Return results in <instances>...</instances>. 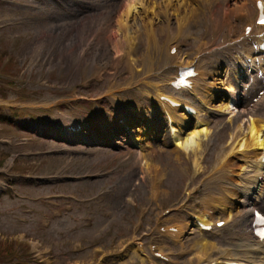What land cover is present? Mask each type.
<instances>
[{"label":"rangeland","instance_id":"rangeland-1","mask_svg":"<svg viewBox=\"0 0 264 264\" xmlns=\"http://www.w3.org/2000/svg\"><path fill=\"white\" fill-rule=\"evenodd\" d=\"M238 2L242 5L229 9L226 16L232 0H208L201 22L178 36L185 63L196 61L202 45L208 49L223 43L228 24H241L243 12L253 13L252 0ZM119 5V0H0V107L10 116L12 107L23 108L9 121H0V152L9 153L4 168L0 167L5 170L0 180L4 178L11 188L0 194V264H97L103 257L102 264H146L127 244L133 232L153 234L150 228L159 212L179 205L183 192L195 183L202 186L193 204L199 205L205 192L214 188L206 183L207 176L220 146L231 138V114L203 111L210 133L201 136L198 149L182 148L171 140L163 146L165 124L151 98L156 83L174 71V59L163 46L168 35L175 33V22L171 21L170 32H156L155 45L145 39L136 41L137 60L129 65L115 58L111 46L109 14L114 15ZM81 23L87 26L86 38L96 36L85 42L81 58L75 54L68 61L59 49L68 32L74 33ZM252 45V39L239 41L202 58L198 62L205 77L198 85L205 90L208 83L216 82L215 73L222 78L224 66L233 64L236 77L219 92L225 97L236 88L230 108L234 112L253 108L264 118V75L246 74L240 57L242 50L254 52ZM257 59L264 62V55ZM108 92L118 101H101L99 110H93L96 97ZM81 96L89 100L82 101ZM132 104L151 120L147 134L153 136L144 149L162 176L157 201L151 197L153 173L144 168L134 141L137 118L126 110ZM57 109L75 116L87 130L70 142L59 138L54 122ZM125 112L133 123L122 129L116 118ZM99 125L106 131L99 130ZM194 160L201 162L202 172L195 170ZM10 163L13 167L6 170ZM168 217L166 223L185 224L186 243L181 247L166 242V247L177 264H196V255L187 248L203 236L186 215ZM206 237L231 246L229 231L220 238ZM76 242L81 250L74 248Z\"/></svg>","mask_w":264,"mask_h":264},{"label":"bare ground","instance_id":"bare-ground-1","mask_svg":"<svg viewBox=\"0 0 264 264\" xmlns=\"http://www.w3.org/2000/svg\"><path fill=\"white\" fill-rule=\"evenodd\" d=\"M119 1L120 5L113 12L114 15L109 14L113 22L109 27L112 35L111 46L115 54V58L123 60L129 65H132L137 60L134 54V44L136 41L141 42L142 39H145V42L148 45L157 44L156 32L158 30H167L170 32L169 27L172 20L175 22L176 31L175 33H171L169 35L168 40H172V38H175L176 36H181L182 31L188 26L201 22L205 4L208 2V0ZM232 2V7L225 9L226 16L229 13V9H236L242 5V3L238 2V0H232ZM160 15H163V19L160 18ZM86 28L87 26L85 23H81L74 33L73 30L68 32L69 36H67L66 40L59 49V52L66 60H71L75 54L77 58H81V55H83L85 50V47H83L85 42L92 40L96 36L93 34L91 39L86 38V35H84ZM74 41L76 42L75 45H73ZM77 44L79 46H76ZM76 47L79 48L77 53ZM163 47L165 48V44ZM147 58H149V54L147 55ZM192 62L193 60H189L187 63L190 64ZM144 63L147 64V60L144 61ZM218 76L219 74H215L214 79H216ZM234 77H236V75ZM199 79L203 78H197V83ZM231 82L232 80L229 79L227 84L231 85ZM211 83L212 82L208 83L207 88L203 90V95L206 98V102L209 104L212 111L227 110L231 114V121L233 122L234 128L232 131L231 140L229 139L230 143L228 147L221 149L216 154L215 166L213 167L212 171L208 173V181H206V183H212L214 185V190L204 194V208L206 209L205 211H209L211 215L218 214V216L227 217V219L231 221L230 228L226 230L231 232V242L236 245V249L243 250L241 252H239V250L236 251L235 255L242 256L244 264H264V247L255 245V243L248 236L246 226V221L248 219L246 212L249 205L248 201L245 200L242 203L233 204L226 196L228 194L233 196L249 195L248 190L239 189L236 187V185L242 182L248 184L251 182L248 178L244 177V174H242L240 169L247 165L249 159L259 153L256 148L262 146L264 142V131L262 132L264 127V118L257 116L258 112L253 108L245 109L241 112H234V109H230V105H232L234 103L233 101H235L233 97L237 95L236 92L230 91V96L227 95L223 97L222 94L218 92L220 89L217 91L210 89L209 85ZM212 86H215V82L212 83L211 87ZM215 100H217L218 103H214ZM176 116L178 118L176 128L177 131L173 136L175 145H180L189 149H198L200 139H202V137L205 135H209L210 133L207 120H204V118L201 117L199 118L201 120L193 121L188 117V115H185L184 113H177ZM245 117H247L246 120L244 119ZM127 120L132 123V118L130 115H127ZM145 120H147L146 117ZM146 128L147 127L145 125L142 127L135 126L137 133L134 141L140 149L139 156L143 161L144 168H146L148 172L150 171L153 173L154 177H161V173L157 169V166H154L153 163L150 162V159H148V154L143 146L144 142L153 136L152 133L147 134L145 132ZM183 130H187L185 134L180 132ZM168 142L169 140L166 138V136L160 140V143L163 146L168 144ZM236 146L240 147L242 150V161L239 171L233 169L235 164L234 159L231 157V154L235 152L234 149ZM196 162L197 161L194 160V164ZM197 167L200 168L199 164H195V169H198ZM159 191H161V189L158 186L152 190L153 193H158ZM261 194H264V170L263 181L259 185L257 196L252 199V206L259 207L264 212V202H262L260 199ZM213 203L220 205L221 209L217 212L211 211ZM202 214L203 213L201 212L200 214L195 215V222L200 220L199 217ZM234 225L237 226L234 227ZM176 226L178 227V237H173L175 240H178L180 238L179 234L184 232V225L177 224ZM239 228H243L244 230L237 231ZM193 246L195 247L193 254L197 256L199 261L197 264H203L200 261V258L212 247H214V245L204 237L199 238ZM130 249L138 253V249L134 245H132ZM122 257L124 258L125 255ZM209 263L210 262H208V264Z\"/></svg>","mask_w":264,"mask_h":264},{"label":"trees","instance_id":"trees-1","mask_svg":"<svg viewBox=\"0 0 264 264\" xmlns=\"http://www.w3.org/2000/svg\"><path fill=\"white\" fill-rule=\"evenodd\" d=\"M3 55L2 54H0V59H1V57H2ZM6 119V117H4L3 115H0V120H5ZM8 156V153H6V152H1L0 153V163H2V161L6 158ZM0 246H1V244H0ZM21 264V263H20Z\"/></svg>","mask_w":264,"mask_h":264},{"label":"snow or ice","instance_id":"snow-or-ice-1","mask_svg":"<svg viewBox=\"0 0 264 264\" xmlns=\"http://www.w3.org/2000/svg\"><path fill=\"white\" fill-rule=\"evenodd\" d=\"M262 23H264V21H261Z\"/></svg>","mask_w":264,"mask_h":264}]
</instances>
